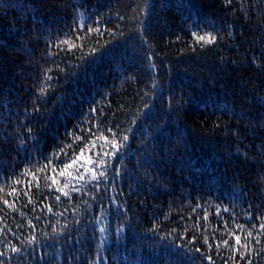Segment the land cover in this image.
Instances as JSON below:
<instances>
[{
    "label": "trees",
    "instance_id": "16d2710c",
    "mask_svg": "<svg viewBox=\"0 0 264 264\" xmlns=\"http://www.w3.org/2000/svg\"><path fill=\"white\" fill-rule=\"evenodd\" d=\"M0 188L4 264H264V0H0Z\"/></svg>",
    "mask_w": 264,
    "mask_h": 264
},
{
    "label": "snow or ice",
    "instance_id": "6c2138e0",
    "mask_svg": "<svg viewBox=\"0 0 264 264\" xmlns=\"http://www.w3.org/2000/svg\"><path fill=\"white\" fill-rule=\"evenodd\" d=\"M229 2H230V0H229ZM89 31L90 32H97V33H99V34L102 35V33H100V30L98 28H90ZM81 39H82V37H81ZM215 39H216V37H214V36H212V37L196 36L197 42L203 41L204 43H208V44L212 43ZM60 44L61 45H67L68 48H69V50L72 49V48L77 47V45L74 42H72L71 40H63V41L60 42ZM91 51L94 53L96 51V49H92ZM50 79H51V77L46 75V80H50ZM40 91H41V93H43L44 92V88L42 87ZM109 131H112V130L109 129ZM129 131H130V129H129ZM80 139H81L80 136H76L75 137V140H80ZM99 139L105 140L111 146L112 149H114L116 151H120V149L123 147V141H127L128 136L127 135H124L122 137V139L120 141H118L116 139L115 133H113L112 139L109 140L108 137L107 136H104L103 133L101 132V134L97 137V140H99ZM66 147H69L70 148V147H72V145H67ZM91 148H95V143L94 142L92 143ZM86 150H90L89 149V145H85V148L81 150V154L80 155H76V156H74V158L71 159V163L65 164L64 167H63V169H61L59 175H61V176H65V175L71 176L72 175V172L69 171V170L70 169H73L78 164V162L80 161L81 157L83 156V154H84V152ZM60 151L61 152H64V148H61ZM103 155H107L109 157H112V156L115 155V152H105V153H103ZM88 163H93L92 158H89L88 159ZM106 163L107 162L104 159L98 158L97 161L95 162V168H100L101 165H105ZM107 166L110 167L111 165L108 164ZM47 167H48V165H45L44 166V168H47ZM40 170L43 171L44 169H40ZM106 170L107 169H105L103 171H99L97 173L94 169H87V168L85 169L86 172L87 171H91L92 172V175H91L90 179L91 180H96L98 183H99V179L100 178H105L106 177ZM77 172H78V169H77ZM28 174L29 173L27 171H25L24 175H28ZM116 174L119 175V169L116 170ZM33 178L35 179V177H33ZM77 178L78 179H84V174L83 173H79ZM15 182L16 183H19L20 181L17 180ZM52 183L53 184H56L57 181L53 178L52 179ZM67 187H68V184L65 183L64 184V188H67ZM0 191H3V189L0 188ZM57 191L61 192L65 196L68 195L67 192H64V189L63 188L58 187L57 188ZM7 194L8 195H16L17 194V191H16L15 188H13L12 191L9 192V193H7ZM25 195H28V193H25ZM0 199H3V198L0 197ZM56 199L59 200L60 197L58 196V197H56ZM3 202L5 203V205H8L9 207H12L13 206V205L9 204V202L7 200H4ZM49 211H51V209H49ZM225 211H227V209H225ZM205 218H207V217H205ZM237 227L240 228V229H242V230L244 229V225H242V224L241 225H237ZM252 227L253 228H256V225H253ZM259 228L261 229V231L258 233V235L264 236V223H261L259 225ZM101 231H104V229H101ZM249 238H253V233H252L251 230H249L247 232V234L245 236V240L247 241ZM234 239H235V243L237 245H240L241 248L247 249L249 252H251V250H252L251 249V245L249 243L241 244V238H240V236H235ZM257 242H259V241H257ZM205 243H207V240L205 241ZM222 245L223 246L232 247L231 245H229V241L228 240H223L222 241ZM233 250L235 251V249H233ZM11 251L18 252L19 249L15 248V247H12L11 248ZM197 251H200V249H197ZM4 255H6L5 252H0V256H4ZM207 259L210 262L212 261V257L211 256H208ZM241 259H244L243 254H241ZM0 264H4V261L3 260H0Z\"/></svg>",
    "mask_w": 264,
    "mask_h": 264
}]
</instances>
